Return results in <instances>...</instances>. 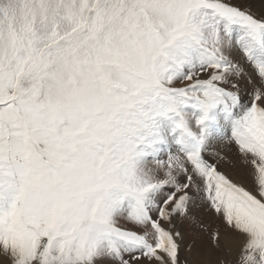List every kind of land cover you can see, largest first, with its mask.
I'll return each mask as SVG.
<instances>
[{
	"label": "snow or ice",
	"instance_id": "snow-or-ice-1",
	"mask_svg": "<svg viewBox=\"0 0 264 264\" xmlns=\"http://www.w3.org/2000/svg\"><path fill=\"white\" fill-rule=\"evenodd\" d=\"M197 202L229 230L181 260ZM0 264H264V11L0 0Z\"/></svg>",
	"mask_w": 264,
	"mask_h": 264
},
{
	"label": "rangeland",
	"instance_id": "rangeland-1",
	"mask_svg": "<svg viewBox=\"0 0 264 264\" xmlns=\"http://www.w3.org/2000/svg\"><path fill=\"white\" fill-rule=\"evenodd\" d=\"M249 2L255 15L259 16L264 11V0H249ZM249 71H251L250 68ZM248 87L251 88L250 85ZM213 153H220L224 159L218 160ZM208 159L218 163L219 170L228 175L234 182L241 184L254 195L256 194V184L253 178L255 170L251 164L244 162L234 143H229L227 140L214 143L208 153ZM193 219H195V223ZM173 224L175 230L183 231L185 235V240L182 242L181 260L187 254L185 245L193 241L196 242L197 246L207 245L209 243V233L217 230L226 233L229 230L221 216L209 209L206 203L201 204L199 202L194 204L188 218L177 217L174 219ZM163 226L166 229L171 227L168 224Z\"/></svg>",
	"mask_w": 264,
	"mask_h": 264
}]
</instances>
